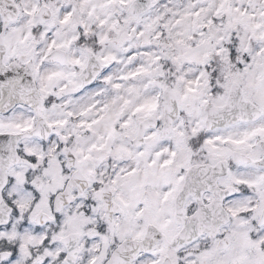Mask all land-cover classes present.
Here are the masks:
<instances>
[{
  "label": "clouds",
  "instance_id": "1",
  "mask_svg": "<svg viewBox=\"0 0 264 264\" xmlns=\"http://www.w3.org/2000/svg\"><path fill=\"white\" fill-rule=\"evenodd\" d=\"M221 2L0 0V75L11 72L23 84L11 101L4 90L0 121L30 122L27 132L13 127L4 133L18 152L43 157L29 168L23 156H4L0 196H15L13 203L23 205L12 231L27 216L33 229L43 228L53 252L48 257L37 239L27 245L31 257L22 251L14 264H65L57 250L74 251L73 264H90L92 258L96 264H206L209 257L217 264L225 239L235 242L243 230L258 234L250 223L256 213L245 224L239 210L264 205V185L248 188L235 181L264 169V139L237 148L214 138L236 139L264 124V90L252 86L264 79V41L251 27L264 24V0H227L231 16L217 13ZM34 3L40 11L29 17L25 9ZM65 9L71 19L61 24ZM52 40L58 47L49 52ZM229 48H235L234 61ZM141 68L146 71L132 78ZM141 105L155 108L137 112ZM245 161L253 172L243 170ZM9 168L30 172L28 183L40 191V201L22 194L19 181L4 193ZM132 170L135 175H126ZM181 176L179 191L164 201L163 193ZM96 181L103 182L97 186L102 199L92 186ZM85 199H94L96 207L85 206ZM145 201L151 210L136 218ZM156 225H166L164 232ZM142 233L143 239L135 238ZM25 243L8 241L10 247ZM152 250L156 257L146 255Z\"/></svg>",
  "mask_w": 264,
  "mask_h": 264
},
{
  "label": "snow or ice",
  "instance_id": "2",
  "mask_svg": "<svg viewBox=\"0 0 264 264\" xmlns=\"http://www.w3.org/2000/svg\"><path fill=\"white\" fill-rule=\"evenodd\" d=\"M90 0H85V3H89ZM108 2H111V0H108ZM121 3H125L126 0H120ZM227 3V0H222L219 7L216 9L217 13L221 12H227L229 16H231V9L226 8L225 5ZM40 11V7L38 3H34L31 8L25 9V14L29 17H35L37 12ZM65 15L63 19L60 21L61 24H68L71 19V11L68 9H65ZM264 16V13L261 14ZM41 24H45L46 20L41 19ZM104 21H101V24L103 25ZM253 29L254 35H256V38L258 40L264 41V31H260L261 29H264V24L262 23H253L251 25ZM258 33V34H257ZM28 35H31V32H29ZM201 35H203V32H201ZM27 39V37H25ZM103 42V41H102ZM233 43H238L237 41H233ZM65 45H59V47H64ZM8 48L9 51H11L10 46H5ZM58 47L55 40H52V42L49 44L48 51L51 52L53 48ZM221 49L216 50V54H220ZM261 51H264V49H261ZM3 56L0 55V61L3 60ZM236 58V51L235 48H229V59L235 60ZM247 59V57H246ZM75 64H80L79 60L73 61ZM2 70V68H0ZM146 71L145 69L141 68L138 72L132 73L131 77L134 78L136 75L140 74V72ZM11 72H6L4 75H0V106H3V98H4V90L7 89L9 91V101H11V93L15 92L17 88H22V80L14 79L12 78ZM55 75V74H54ZM213 75H216V73H213ZM53 76H49L48 79L51 80ZM254 87H257L259 90H264V79L260 81L259 84H256L253 82ZM117 87H119L117 85ZM188 92H194V88H188ZM145 108L154 109L155 105H141L136 109L137 112L144 111ZM71 115V113H69ZM260 115H264V107L261 108ZM52 125H49L51 127ZM88 129L91 130L92 124L89 123ZM121 126L128 127L127 122H124ZM15 128L19 132H27L31 129L32 125L31 123H25L23 126L21 125H6L2 121H0V168H3L4 165L2 163L4 156H7L10 161L13 160H19L21 156L24 157V160L21 162L26 164L29 168L36 165L38 159H43L42 156L37 155L34 151L31 150H25L24 153L18 152L17 149L12 145L10 141L7 139V135L4 133L5 128ZM111 135V133H110ZM154 135V134H153ZM255 139H264V124H259L256 126H253L250 129H247L243 131L239 138L233 139L232 137H225L222 138L220 136H216L214 138L215 142L219 143H231L235 145L237 148L240 147H251V142ZM208 144H213V140H207L204 141ZM92 148H96V145H93ZM92 149L90 148L89 151ZM16 153L15 157H13V153ZM222 155H225L226 153H221ZM173 155H175L173 153ZM90 157L85 155L83 156V160H88ZM171 160L165 161L164 165L162 167H167L169 164H171ZM79 163V162H78ZM253 164H256L257 161L255 158L252 160ZM245 169L249 172H253L254 170L252 168H249L247 166V161L244 162ZM126 175L131 176L135 175V170H132ZM4 193H7L9 189H12L13 186L19 181L23 184V193H31L34 197V201L38 202L41 199L40 191L37 189L36 186L28 183V181L31 178L30 172L28 173H17L14 169L9 168L4 173ZM120 179L118 176L116 179L112 181L113 184H116L117 181ZM184 180V177H179L176 179L173 184L174 186L170 188L167 192L163 193V200L167 201L170 197L174 195V193L179 191V184ZM237 184H245L248 188L251 187H259L261 185H264V169H262L260 172H255L254 175L250 179L246 180H240L237 179L235 181ZM103 183L102 181H96L93 182V188L97 190L98 195L100 198H103V193H100L98 191V184ZM199 195V194H197ZM244 195H248L247 188H245ZM16 199L15 196H13L12 199H8L7 195L0 196V253H7L6 257H0V264H14V262L18 261L20 254L22 251H24L26 256L31 257L30 250H27V245L32 244L33 241L39 240L40 245L43 248L47 249L48 245V237L44 234V230L41 227H35L33 229V226L29 223L28 217L25 216L23 219V222L20 224L19 228L16 230V232L12 231L13 228V219L19 218L21 216L20 208L23 207V205L17 206L13 203V201ZM77 205L81 203V201L76 202ZM84 205H91L92 209L96 207V201L94 199L89 200L85 199L83 201ZM120 203L123 205L124 208L129 207L128 201L121 200ZM137 204L140 203V201L136 202ZM144 207L140 209V211L135 213L136 218H140L143 216L145 211H150V206L148 205V202L145 201ZM107 207V205H105ZM191 212V209L188 210ZM239 212L243 215L244 220L242 223H248V217L252 216L253 212L256 213V216L251 219L250 223L252 228H259L258 234L256 232L243 230L238 233H236L235 242H232L230 240L225 239L222 244V249H219L220 252V259L217 261V264H264V205H261L259 207H249V208H243L240 209ZM91 210L85 211V215H90ZM237 215L236 211H233V216ZM7 216V219H4V217ZM57 221H59L60 217L57 216L55 218ZM111 224V219H109L107 224H100L97 231L99 234H103L105 229L109 227ZM161 232H164L166 225H156ZM27 230V232H25ZM145 234H137L136 239H143V236ZM15 239H21L26 241V243L21 246L17 245L15 247H10L8 245V241L15 240ZM159 251H163V249H160ZM255 252L256 255L253 257L250 255V253ZM157 251L152 250L150 253L146 255H150V257H156ZM53 252L52 249H47V256L52 257ZM55 256L58 260L65 261V264H73V262L76 260V254L74 251L69 252H63L60 250H57L55 253ZM215 257H209L206 260V264H212V261ZM28 264H31V259L28 260ZM44 264H50V261L46 259L44 261ZM90 264H96V259L92 258L90 261ZM114 264H123L122 261L116 260Z\"/></svg>",
  "mask_w": 264,
  "mask_h": 264
}]
</instances>
